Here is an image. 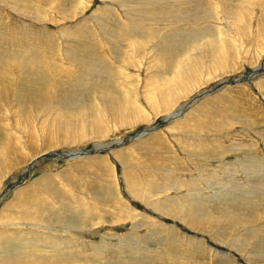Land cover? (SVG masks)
Listing matches in <instances>:
<instances>
[{"label":"rangeland","instance_id":"1","mask_svg":"<svg viewBox=\"0 0 264 264\" xmlns=\"http://www.w3.org/2000/svg\"><path fill=\"white\" fill-rule=\"evenodd\" d=\"M44 1L0 0V48L28 61L23 72L41 67L42 56L73 74L67 46L79 29L92 41L85 59L94 60L103 26L133 27L141 18L129 9L144 7L138 0L132 7ZM158 1L178 20L143 21L152 36L161 35L157 41H144V34L123 39L136 47L127 44L120 56L103 42L98 54L113 71L93 79H109L105 97L115 99L103 102L101 118L64 112L67 102L53 90L37 120L14 99L2 105L0 264H264V0ZM197 7L203 18H185ZM202 30L218 35L227 55L210 47L214 40ZM170 34L188 40L189 56H175L177 75H162L158 45ZM137 47L144 49L140 57ZM133 59L138 67L125 64ZM8 62L3 77L17 78L20 66ZM155 86L162 93L169 87L173 100H152ZM95 94L83 101L100 105ZM121 95L124 109L116 104ZM50 100L58 103L55 116ZM39 204L45 220L33 221L29 211L36 214Z\"/></svg>","mask_w":264,"mask_h":264},{"label":"bare ground","instance_id":"2","mask_svg":"<svg viewBox=\"0 0 264 264\" xmlns=\"http://www.w3.org/2000/svg\"><path fill=\"white\" fill-rule=\"evenodd\" d=\"M28 2L32 1V0H27ZM46 1V0H45ZM44 1V3H45ZM60 1V0H59ZM136 0H119V2L122 4V5H127V6H133V3H137L135 2ZM140 2V5L141 4H144V7L140 6V8H130L129 11L131 10H134L136 15L141 18V21L138 22L135 26L133 27H128L125 25V27H116L117 29L115 28H106L103 26V29H105V36L106 37H102L105 42L103 40L104 43H110L112 42V47L114 49V53L113 54H117V56L119 55L120 56V51L124 52L125 51H128L127 47L128 45L127 44H130L129 46L132 45V48L136 47L135 45V41L133 43H130L129 41L127 43H125L127 45L124 46V40H128L129 38H134V39H137V37H142V35L144 34L145 37L148 36L147 38H143L144 41H146L147 39H150L149 41L152 42V40L154 41H157V39L159 38V36L161 35H157V36H152L149 32L146 31L145 29V23H143V21L145 20H149L151 18H158L160 20H162L163 22H166V21H169L171 19L173 20H178V17H175V18H171L169 16V14L167 13V7H165L161 2H159L158 0H149V1H144V0H138ZM42 2V1H40ZM61 5L60 7L63 6L64 4V0H61L60 1ZM155 4V6H154ZM139 6V5H138ZM155 7V8H154ZM61 9V8H60ZM64 8H62L61 10H63ZM59 10V8H58ZM200 11H205L204 9H202L201 7H197L195 10L191 11V12H188L185 16V18L189 19V20H198L200 18H203L204 16L202 17H199L197 16L199 13H202ZM235 11V10H234ZM197 13V15L195 14ZM204 14V13H203ZM233 15V14H232ZM248 15V14H247ZM240 24V23H239ZM82 25V24H81ZM241 25V24H240ZM84 26V25H83ZM245 26V25H244ZM81 27V26H80ZM120 29H121V32H120ZM80 31L78 32L77 35H74V36H77L73 39H71L70 41V44H68L67 46V54L69 55V62L75 66V68H72L77 70L75 72H73V74H69V72H66L64 71V69H61L59 70V67L56 66L55 63H48L50 62L49 60L46 61V59L48 58H44L42 56L38 57L39 61L36 63L37 65H40L41 64V67H36L35 69H31L34 71V73H32L31 70H29L30 68L27 66L26 67V62H28L27 60H19L18 58L16 57H12L10 58V54H8L5 49H1L0 48V71L3 72V74L0 73V112L3 111V109H1L2 105L5 106V101H8V99L11 98V100L9 101H12L14 99V103H16L17 105L19 104L20 107L23 106L24 110L26 111H29L31 113H27L28 117L29 118H32L34 117V115H37L39 114V110L42 109V104L43 103V100H45L49 94V92L51 90H53V92H55L59 99L62 101V102H67L64 106V108L62 110H64V112H67V113H70V115H78V114H84L85 111H88V112H92L91 115L93 116H97L98 118H101L104 114L100 111V107L101 105L103 104V102H107L109 104H111L115 98H110L109 95L107 97H105V95L107 94V90H109L110 88H113L111 85L107 84L106 82L109 81L106 80V78L104 79V82L101 81V80H98V79H93L94 76L97 74H106V73H109L110 71H113V67H111V65L109 63H106L104 62L102 59V55L103 54H98L99 52L101 51H104V44L103 42L100 43L98 42V44L100 45V48L99 49H95L93 51H96V54L97 57L94 59V60H88L86 61L85 59V55L88 53L87 56H89L90 52L89 50L85 49L86 46L92 42L91 40H89V37H87L83 32H81V29H79ZM239 31V30H238ZM243 31V29H242ZM259 32V31H258ZM193 33V32H191ZM195 33V32H194ZM197 33V32H196ZM208 33V32H206ZM210 33V32H209ZM142 34V35H141ZM178 34V33H177ZM213 34V33H212ZM171 36H168V39H165V40H161L160 44L158 46H161V49L159 48L157 51V67L161 68V70H164V71H161L160 73L163 75H166L168 73H173V74H176L177 73V70H178V67L180 66L179 63H178V60L177 58L180 57L181 54H185V55H188L187 53H189V51H186L187 53L184 52V50L186 49H189V48H186L188 47V40H186V38L182 41V40H176L175 39V36L174 34H170ZM200 35L201 36H205L206 39H213L214 42L213 43H210L209 46L210 47H217L220 51V54H223L227 52V50L225 48H223L221 45H220V41L217 39L218 35L216 36H213V35H205V31H200ZM178 36V35H176ZM193 36V35H192ZM95 38V37H94ZM93 38V39H94ZM128 38V39H127ZM181 38V37H180ZM184 38V37H183ZM124 39V40H123ZM210 40V41H211ZM148 41V40H147ZM126 42V41H125ZM212 42V41H211ZM220 42V43H219ZM51 43V42H50ZM73 43H76L77 45L76 46H73ZM97 45V44H96ZM156 45V44H155ZM156 45V46H157ZM201 45V43L199 44ZM198 45V46H199ZM51 46L53 47V45L51 44ZM109 46V45H108ZM90 47V46H89ZM180 47H184L183 50L179 51ZM222 47V48H221ZM51 48V47H50ZM109 48V47H108ZM157 48V47H155ZM191 48V47H190ZM195 48V47H194ZM52 49V48H51ZM212 49V48H211ZM190 50V49H189ZM49 51V50H47ZM199 51V50H198ZM66 52V51H65ZM51 53V52H49ZM103 53V52H101ZM211 53H213L211 51ZM52 54V53H51ZM135 54L140 57L144 54V49L140 48V47H137L136 50H135ZM213 55V54H212ZM227 55V54H226ZM177 58H176V57ZM182 58L184 59L185 56H182ZM215 58V57H214ZM9 59H14L17 61L16 64H18L20 67V71H18L17 73L19 74L17 78H12V77H3V75L8 72L9 68L8 65H9V62L8 60ZM31 59H34V58H31ZM30 59V60H31ZM50 59V58H49ZM51 60H54V59H51ZM122 60V58H121ZM118 61H120V59H118ZM198 61V60H196ZM56 62V61H54ZM121 63H124V61H122ZM215 63V62H214ZM99 64H100V68H99ZM125 64L127 65H131V64H135L136 67H138L140 65V61L137 60V59H133V61L131 62H128L126 63L125 61ZM46 65V66H45ZM126 65V66H127ZM200 65V64H199ZM214 65V64H213ZM10 66V65H9ZM13 66V65H11ZM212 66V65H211ZM31 67V66H30ZM134 67V66H133ZM215 67V65H214ZM24 68H29V69H25V72L24 71ZM181 68V67H180ZM174 69V72L172 71ZM184 69V68H183ZM187 69V68H186ZM185 69V70H186ZM15 70V69H14ZM158 70V69H157ZM16 71V70H15ZM63 72V74H66L65 76H62L61 72ZM115 72H116V75L118 77H121V70H118L115 68ZM36 74L37 77H34L33 75ZM159 74V73H158ZM109 75V74H107ZM161 75V76H162ZM177 75V74H176ZM55 76H57L55 78ZM59 76H62V81L57 83V81L60 79ZM130 76V75H129ZM11 78V79H10ZM194 78V77H193ZM192 79V78H191ZM106 80V81H105ZM53 82L57 83L56 86L52 89V84ZM103 82V83H101ZM124 85V84H123ZM149 85V84H148ZM8 86L11 90L8 89ZM114 86H115V83H114ZM151 86V85H150ZM122 87V86H120ZM156 90L158 89L156 95L154 96V93H153V96L151 99L154 100V98H157L158 101L162 102V101H168V100H173V97H170L167 95L168 93V90H169V87H167V91L164 93H162L161 91H159L160 89H162L163 87H157L155 86ZM82 90H79L81 89ZM118 90V89H117ZM129 90V88H128ZM5 91V92H3ZM93 91H94V95L96 97V94H95V91H97V96L99 98V103L100 105L96 106H92V104L90 102H84L83 100L85 99V95L88 96L93 94ZM125 91V88L124 90ZM122 91V94L124 93ZM130 91V90H129ZM163 91V90H162ZM161 92V94L159 93ZM99 93L101 95H99ZM126 94V93H125ZM123 94V95H125ZM79 95H81L79 97ZM83 95H84V98H83ZM123 95L120 96V99L117 100V103L118 105H120L122 108H123V104H122V101H125L126 100L123 98ZM101 96V97H100ZM180 96V95H178ZM94 97V98H95ZM143 97V96H142ZM90 98V97H88ZM86 98V99H88ZM93 98V99H94ZM180 98V97H179ZM181 99V98H180ZM90 100V99H88ZM95 100V99H94ZM131 100V99H130ZM50 104L51 106H53V104H55V106H53L52 108V111L50 112V115L51 116H55L58 114L59 111H55L53 112V109L55 107L58 106V103L56 100H50ZM47 102V101H46ZM115 102V101H114ZM153 103V102H151ZM156 103V101H155ZM87 104V105H86ZM113 104V103H112ZM8 105H11L10 102H8ZM15 106V105H14ZM33 106L34 109L32 108ZM47 106V105H46ZM106 106V105H104ZM129 107V106H128ZM161 107V106H160ZM166 107V106H165ZM107 108V107H106ZM82 109V110H81ZM103 109V108H102ZM124 109V108H123ZM127 109V108H126ZM154 109V108H153ZM61 110V111H62ZM80 110L79 112L75 113L76 111ZM110 110V109H108ZM60 111V112H61ZM74 111V112H73ZM114 111V110H113ZM125 111V110H124ZM134 111V110H133ZM141 111V110H140ZM17 112V110H16ZM22 112V111H21ZM63 112V111H62ZM61 112V113H62ZM23 113V112H22ZM36 113V114H35ZM66 113V115L64 114L63 117L67 116L68 114ZM126 113V112H125ZM112 114V113H111ZM121 114V112H120ZM232 114V113H231ZM16 115V113H15ZM106 115H109V111H106ZM124 116V113L122 114ZM25 116V115H24ZM84 116V115H83ZM126 116V115H125ZM131 116V115H130ZM18 117V116H17ZM38 115H37V118L36 120L38 119ZM70 117V116H69ZM81 117V116H79ZM86 117V115H85ZM25 118V117H24ZM50 118V116H49ZM56 118V117H55ZM127 118V117H125ZM54 119V117L52 118V120ZM85 119V118H83ZM124 119V118H123ZM2 121H5L3 119H1ZM0 120V123H2ZM31 120V119H30ZM51 120V118H50ZM51 120V121H52ZM55 120V119H54ZM100 120V119H99ZM28 122V121H27ZM38 122V121H37ZM100 122V121H99ZM134 122V121H133ZM93 124H95L93 122ZM1 125V124H0ZM5 126V125H4ZM62 126V125H61ZM89 126V125H88ZM99 126V125H98ZM90 127V126H89ZM44 128V127H43ZM77 128V127H76ZM23 129V128H22ZM37 130V129H36ZM44 130V129H43ZM53 130V129H52ZM80 130V129H79ZM1 131V130H0ZM24 133V131H23ZM61 133V131H60ZM64 137V136H63ZM9 138V136H8ZM11 138V137H10ZM13 138V137H12ZM9 140V139H8ZM54 140V139H53ZM10 141V140H9ZM12 141V140H11ZM51 143V142H50ZM11 145V143H5L3 146L6 147V146H9ZM12 146V145H11ZM10 146V147H11ZM10 149V148H9ZM13 149V147H12ZM9 151V150H8ZM13 152V151H11ZM9 153V152H8ZM8 155H11L8 154ZM12 156V155H11ZM1 158V157H0ZM70 158V157H69ZM99 163V162H98ZM58 192H56L57 194ZM102 193V191H101ZM104 193V192H103ZM59 194V193H58ZM61 194V193H60ZM59 194V195H60ZM107 195V194H106ZM55 196V194H54ZM58 196V195H57ZM61 196V195H60ZM59 198V197H58ZM113 198V197H112ZM103 199V198H102ZM107 200V198H106ZM38 203V202H37ZM36 203V204H37ZM61 203V202H60ZM43 204V203H42ZM43 206V205H42ZM42 206L39 204L37 205V207L39 209H35V211H37V213H33V210H30L29 214H31L32 216V220L34 221V219L38 220L37 218L40 217L42 220H45L43 217L44 215L41 213V210H42ZM162 207V206H161ZM65 208V207H64ZM47 209V206H45V203H44V206H43V210H46ZM52 212V211H51ZM156 212V211H155ZM53 213V212H52ZM162 213V211H161ZM61 214V213H60ZM194 218V217H193ZM56 219V218H55ZM198 219V218H197ZM202 219V218H201ZM229 219V218H228ZM35 220V222H36ZM58 219L54 220V221H57ZM196 220V219H195ZM203 220V219H202ZM206 220V219H205ZM13 223V222H12ZM55 224V223H54ZM73 225V223H72ZM213 225V224H212ZM76 226V225H75ZM203 232V231H202ZM4 246H7V245H4ZM7 249V248H6ZM24 251V250H23ZM11 252V251H9ZM34 252V251H33ZM22 253V252H21ZM31 254H35L34 253H31ZM31 256V255H30ZM37 257V256H36ZM54 257V256H53ZM32 258H34L32 256ZM37 258L33 259L36 261ZM91 259V258H90ZM24 260V259H23ZM53 260V259H52ZM30 261V260H29ZM45 261V260H44ZM54 261V260H53ZM117 262V260H116ZM145 262V260H144ZM46 263V262H45ZM114 263V262H113ZM111 262V264H113ZM125 263V262H124ZM140 263V262H138ZM29 264V263H28ZM37 264V263H36ZM110 264V263H109ZM141 264H144V263H141ZM149 264V263H147Z\"/></svg>","mask_w":264,"mask_h":264}]
</instances>
